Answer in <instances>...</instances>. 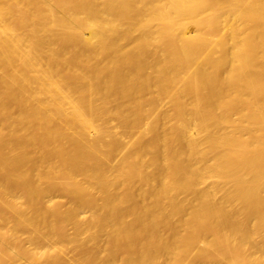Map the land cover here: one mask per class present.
I'll return each mask as SVG.
<instances>
[{"label": "bare ground", "instance_id": "obj_1", "mask_svg": "<svg viewBox=\"0 0 264 264\" xmlns=\"http://www.w3.org/2000/svg\"><path fill=\"white\" fill-rule=\"evenodd\" d=\"M0 264H264V0H0Z\"/></svg>", "mask_w": 264, "mask_h": 264}]
</instances>
